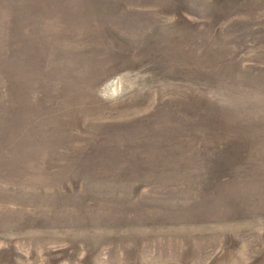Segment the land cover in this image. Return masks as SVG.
Returning <instances> with one entry per match:
<instances>
[{"label":"rangeland","instance_id":"obj_1","mask_svg":"<svg viewBox=\"0 0 264 264\" xmlns=\"http://www.w3.org/2000/svg\"><path fill=\"white\" fill-rule=\"evenodd\" d=\"M0 264H264V0H0Z\"/></svg>","mask_w":264,"mask_h":264}]
</instances>
